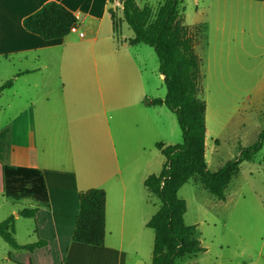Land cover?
Here are the masks:
<instances>
[{
	"label": "rangeland",
	"instance_id": "1",
	"mask_svg": "<svg viewBox=\"0 0 264 264\" xmlns=\"http://www.w3.org/2000/svg\"><path fill=\"white\" fill-rule=\"evenodd\" d=\"M135 1L139 7L149 6L152 18L163 2ZM179 1L177 19L192 33L194 49L201 60L200 98L206 106L205 161L207 169L215 172L256 143L264 130V2ZM116 4L115 14L121 19L118 1ZM107 28L112 30L109 17L102 32ZM117 33L119 42L113 39L114 46L133 36L124 21L119 23ZM69 35L74 37V33ZM123 51L134 57L142 74L137 75V80L130 79L128 74L125 78L121 76L122 82L126 81L125 88L120 86L121 96L113 93L119 87L112 88L111 97L103 105L93 88L89 93L80 92L63 109L69 118L79 119L69 127L89 145L95 139L94 131L104 128V106L113 118L111 126L115 131L114 141L119 145L120 169L126 184L122 248L119 249L120 238L113 231L115 204L109 198L103 248L74 244L64 264L151 263L153 231L145 223L158 210L160 201L144 188L143 180L158 175L165 163L155 145L180 144L182 137L176 116L164 106L152 107L147 102L163 99L166 92L153 49L140 44L123 47ZM9 60L0 58V65L8 69ZM7 73H13V69L0 71V78L8 76ZM31 106L37 110L36 105L29 104L8 106L6 94L0 96V131L21 107L29 111ZM96 113L101 120L91 116ZM81 177L79 174L75 189L93 184L86 185ZM177 196L186 205L184 223L195 227L194 235L205 251L186 256L176 264H264V139L251 160L239 164L224 191V200L212 196L193 178L180 187ZM8 201L0 195V222L14 210ZM66 203L68 209L74 206L73 200ZM25 206L32 208L33 202L30 200ZM33 226V220L19 216L14 229L18 245L35 240ZM119 250H122L120 254ZM8 252L14 250L0 238V264H11Z\"/></svg>",
	"mask_w": 264,
	"mask_h": 264
},
{
	"label": "crops",
	"instance_id": "2",
	"mask_svg": "<svg viewBox=\"0 0 264 264\" xmlns=\"http://www.w3.org/2000/svg\"><path fill=\"white\" fill-rule=\"evenodd\" d=\"M50 1L62 5L76 16V26L83 37L74 33V37L68 34L61 39L44 41L24 30L23 19ZM116 5V2L110 3L109 0H0V58L10 59L7 61L9 68L0 65V71L5 73L13 69V73L0 78V86L12 80L11 85L0 92V96L6 94L8 106L29 104L37 107L35 110L31 106L29 111L21 107L6 128L1 129L0 161L3 166L72 173L75 184L80 174L81 181L84 179L86 185L87 182L93 183L82 189L76 188V192L102 189L106 196L105 232L110 198V202L115 204L116 225L113 231L120 238V249L125 227L126 184L120 169L119 145L114 141L115 131L111 126L113 118L104 106V128L94 131L95 139L89 145L85 138H80L69 127L79 119L69 118L63 112L76 95L82 91L92 92L93 88L104 105L111 97L112 88L119 87L113 93L121 96L120 86H126L121 76L125 78L128 74L130 79L137 80V75L142 74L134 57L127 51L121 52L123 47H134L126 43L129 38L124 39L120 47L114 46L112 40H116L117 44L119 40L113 28L111 31L108 28L103 32L101 30L109 17L108 9ZM91 116L101 120L99 113ZM0 195L14 207L9 215L14 217V229L18 212L27 208L23 207L24 203L31 200L32 208L47 210L51 216L50 234L55 237L59 247L66 246L67 259L68 251L78 244L68 240L74 224L73 216L77 212L76 203L71 216L65 212L68 206L64 197L73 195L51 194L46 202L23 195L19 190L12 194L1 192ZM32 234L35 235L34 226ZM153 239L154 234L150 242ZM36 240L35 235L33 242ZM120 252L122 250L118 254Z\"/></svg>",
	"mask_w": 264,
	"mask_h": 264
},
{
	"label": "trees",
	"instance_id": "3",
	"mask_svg": "<svg viewBox=\"0 0 264 264\" xmlns=\"http://www.w3.org/2000/svg\"><path fill=\"white\" fill-rule=\"evenodd\" d=\"M116 1L118 0H109L110 3ZM179 2L163 0L153 18L151 8L139 7L135 0H124L119 5L121 19L117 18L115 8L108 9L116 37L119 23L124 21L133 33L126 40L128 45L142 44L153 49L166 92L163 99L155 98L147 102L153 106H164L172 112L176 116L182 137L180 144L155 145L164 156L165 163L158 175H149L143 182L144 188L160 201L158 210L146 223V227L154 234L150 264H176L186 256L205 251L194 235L195 227L184 223L186 205L184 200L178 198V190L193 178L212 196L224 200V191L237 173L239 164L243 160H251L264 139L263 130L258 141L240 151L238 158L225 163L215 172L207 169L206 106L200 98L201 60L195 52L192 33L177 19ZM77 23L78 19L72 12L50 1L25 17L22 25L25 31L44 41H51L70 34V28ZM11 83L12 80L4 82L0 86V92ZM27 184L30 186L22 187ZM18 190L21 194L34 196L42 202H46L51 194L73 195L64 197L73 202L75 199L74 203L77 205L68 240L96 248L104 245L106 196L102 189L76 192L72 173L9 167L3 166L0 161V193L12 194ZM73 211L74 209H68L69 214ZM18 215L33 220L37 240L20 246L14 237V217L11 215L0 222V238L14 250L7 254L10 263L64 264L66 246L59 247L55 237L50 234V213L40 208H23Z\"/></svg>",
	"mask_w": 264,
	"mask_h": 264
},
{
	"label": "built area",
	"instance_id": "4",
	"mask_svg": "<svg viewBox=\"0 0 264 264\" xmlns=\"http://www.w3.org/2000/svg\"><path fill=\"white\" fill-rule=\"evenodd\" d=\"M70 33H76L79 37H83V33L79 32L76 25L70 28Z\"/></svg>",
	"mask_w": 264,
	"mask_h": 264
},
{
	"label": "water",
	"instance_id": "5",
	"mask_svg": "<svg viewBox=\"0 0 264 264\" xmlns=\"http://www.w3.org/2000/svg\"><path fill=\"white\" fill-rule=\"evenodd\" d=\"M124 0H118V4L121 6Z\"/></svg>",
	"mask_w": 264,
	"mask_h": 264
}]
</instances>
